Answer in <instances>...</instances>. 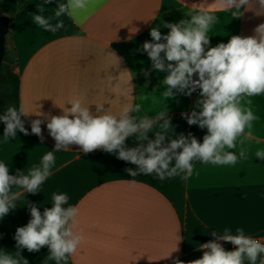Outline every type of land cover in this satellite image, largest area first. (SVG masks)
<instances>
[{
  "label": "crops",
  "instance_id": "obj_1",
  "mask_svg": "<svg viewBox=\"0 0 264 264\" xmlns=\"http://www.w3.org/2000/svg\"><path fill=\"white\" fill-rule=\"evenodd\" d=\"M66 2L44 4L43 15L53 16L58 3ZM39 4L43 0H18L10 35L20 77V106L31 113L21 117L29 135L17 132L7 141L0 137V162L9 167L10 175L17 170L27 174L54 149L47 120L41 124L43 142L31 134V122L44 119L34 113L62 115L61 108L71 107L67 102L74 99L93 114L96 105L118 115L125 106L139 104L141 111L130 114L141 117L167 107L174 130L169 129L168 135L191 133L202 142L207 129L190 126L181 116L199 111L195 105L201 97L162 95L161 81L167 73L151 70L147 53L141 51L144 42L152 41L150 29L158 27L166 35L169 29L163 22L190 19L189 14H197L193 5L219 17L208 33L209 47L227 43L233 35L253 36L264 23V14L257 15L255 8L242 7L243 15L237 19L221 11L218 0H89L87 8L77 10L72 18L60 17L64 27L52 33L33 23V15L40 14ZM240 104L258 119L237 138L234 149L225 151L239 156L244 150L247 159L234 165L194 162L186 180L175 176L161 181L155 175L133 178L126 169L136 165L103 150L84 153L73 144L68 151L56 152L51 175L38 193L13 187L20 196L17 207L0 219V251L14 257L20 251L28 264H56L48 258L47 246L39 252L18 250L14 239L16 229L31 219L29 205L42 213L52 206L53 193H66L69 200L64 207L79 209L74 231L83 239L67 264H174L177 259L187 264L202 258L207 249L200 245L219 239L211 235L213 231L222 234L225 229L235 235L237 228H243L246 236L264 242V159L255 157L264 150V94L244 96ZM149 138L154 135L149 133ZM125 143L134 147L137 142L130 136ZM219 240L232 251L231 243Z\"/></svg>",
  "mask_w": 264,
  "mask_h": 264
},
{
  "label": "clouds",
  "instance_id": "obj_2",
  "mask_svg": "<svg viewBox=\"0 0 264 264\" xmlns=\"http://www.w3.org/2000/svg\"><path fill=\"white\" fill-rule=\"evenodd\" d=\"M50 3L52 0H43V4L36 6L40 14L33 15V23L55 33L64 27L60 17L67 15L72 18L77 10L87 8L89 0L58 3L54 15L45 17L43 5ZM193 7L197 14H189L190 19L177 23L163 22L162 26L169 29L166 35H162L158 27L151 28L152 41L144 42L141 51L147 53L151 70L167 73L161 85L165 89L162 95L168 99L177 93L190 96L200 90L201 98L195 105L200 110H193L191 114L181 113V116L190 126L207 129L203 141H198L191 133L188 136L179 134L175 138L169 136L168 130H174L167 107L155 115L141 117L130 114L141 111L139 104L125 106L118 115L105 110L103 105H96V114H93L89 106H84L80 99H74L67 102L71 107H60L62 115L34 113L44 119L31 122V134L43 142L41 124L47 120L46 127L55 140V146L42 157L40 165L33 166L27 174L17 170L16 175H10L9 167L0 162V219L17 207L20 192H13V187L27 193H38L51 175L54 154L68 151V146L73 144L80 146L84 153L103 150L136 165L135 169H126L133 178L155 175L161 181L175 176L188 179L194 162L234 165L238 159H247L244 150L237 156L225 149H234L237 138L244 135L246 129H251L258 119L250 108L241 106L240 100L244 96L264 94V23L254 29L253 36L233 35L227 43L209 47L208 33L219 22V17L200 6ZM218 7L237 19L243 15L242 7L245 11L255 8L257 15L264 14V0H218ZM148 75L149 71H145V76ZM194 76L198 78L193 79ZM29 114L21 105L19 108L9 106L0 115V121L5 124L3 137L6 141L14 139L17 132L29 135L21 119ZM156 126L159 131L153 132ZM149 133L154 138H149ZM130 136H134L137 142L134 147L125 143ZM255 157L264 159V150H258ZM68 200L66 193H53L52 206L44 208L42 213L36 205H29L31 219L26 226L18 227L14 235L17 249L39 252L47 246L50 260L56 264H67L68 257L77 252L83 239L74 231L79 209L75 206L65 208ZM236 233L231 234L229 229L222 234L213 231V237L235 245V250L227 251L220 243L208 242L199 247L207 249L202 258L187 264H244L246 260L256 264L258 258L260 264H264V242L246 236L243 228H237ZM0 264H28V261L20 251L15 257L0 251ZM174 264L185 262L177 259Z\"/></svg>",
  "mask_w": 264,
  "mask_h": 264
},
{
  "label": "trees",
  "instance_id": "obj_3",
  "mask_svg": "<svg viewBox=\"0 0 264 264\" xmlns=\"http://www.w3.org/2000/svg\"><path fill=\"white\" fill-rule=\"evenodd\" d=\"M18 8V0H0V15L10 20V32L14 27V17ZM17 58L13 49L6 46L4 62L0 73V115L9 106L20 107V77L16 72ZM5 124L0 121V137L3 136Z\"/></svg>",
  "mask_w": 264,
  "mask_h": 264
},
{
  "label": "water",
  "instance_id": "obj_4",
  "mask_svg": "<svg viewBox=\"0 0 264 264\" xmlns=\"http://www.w3.org/2000/svg\"><path fill=\"white\" fill-rule=\"evenodd\" d=\"M10 32V20L6 15H0V73L4 62L7 36ZM244 264H250L249 261H244ZM256 264H260L259 258Z\"/></svg>",
  "mask_w": 264,
  "mask_h": 264
},
{
  "label": "built area",
  "instance_id": "obj_5",
  "mask_svg": "<svg viewBox=\"0 0 264 264\" xmlns=\"http://www.w3.org/2000/svg\"><path fill=\"white\" fill-rule=\"evenodd\" d=\"M198 77H196V76H194L193 77V79H197ZM199 89H197L196 91H194L193 93H192V95H195V96H199L200 97V95H199ZM254 239H256V238H254ZM259 240V239H258ZM211 242H213V241H211ZM214 242H217V243H220L221 244V241L219 240V239H216V240H214ZM235 248H236V246L235 245H233V244H231V249L232 250H235Z\"/></svg>",
  "mask_w": 264,
  "mask_h": 264
},
{
  "label": "rangeland",
  "instance_id": "obj_6",
  "mask_svg": "<svg viewBox=\"0 0 264 264\" xmlns=\"http://www.w3.org/2000/svg\"><path fill=\"white\" fill-rule=\"evenodd\" d=\"M6 46H7L9 49H12V47H11V36H10V34H8V36H7Z\"/></svg>",
  "mask_w": 264,
  "mask_h": 264
}]
</instances>
